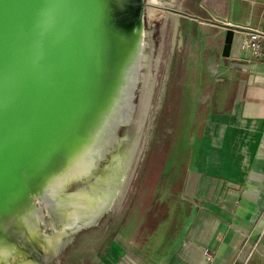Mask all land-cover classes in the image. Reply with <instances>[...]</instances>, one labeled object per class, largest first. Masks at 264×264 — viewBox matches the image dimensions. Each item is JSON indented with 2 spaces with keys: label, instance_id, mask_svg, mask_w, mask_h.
Listing matches in <instances>:
<instances>
[{
  "label": "water",
  "instance_id": "obj_1",
  "mask_svg": "<svg viewBox=\"0 0 264 264\" xmlns=\"http://www.w3.org/2000/svg\"><path fill=\"white\" fill-rule=\"evenodd\" d=\"M194 1L0 0V264H148L228 194L172 138Z\"/></svg>",
  "mask_w": 264,
  "mask_h": 264
},
{
  "label": "crops",
  "instance_id": "obj_2",
  "mask_svg": "<svg viewBox=\"0 0 264 264\" xmlns=\"http://www.w3.org/2000/svg\"><path fill=\"white\" fill-rule=\"evenodd\" d=\"M211 2L214 22L187 18L182 25L196 24L197 39L208 38L200 45L219 53L206 81L197 82L195 113H202L189 131L192 154L228 194L194 231L148 264H264V61L241 51L237 36L230 56L221 55L226 31L221 24L256 25L264 0Z\"/></svg>",
  "mask_w": 264,
  "mask_h": 264
},
{
  "label": "rangeland",
  "instance_id": "obj_3",
  "mask_svg": "<svg viewBox=\"0 0 264 264\" xmlns=\"http://www.w3.org/2000/svg\"><path fill=\"white\" fill-rule=\"evenodd\" d=\"M213 0H195L189 9L186 11L191 14H197L204 19L211 20V14L209 11V6L213 5ZM222 1V0H216ZM187 22V17H182L179 21L181 43H182V53L186 80L187 94L173 133L172 138L181 144L184 148L187 147L188 151L192 153V139H191V126L195 121V118H199V113L201 115L202 109L196 112V100H197V82L200 80L206 81L209 67L211 62L219 58V53L212 51L210 48H203L200 44L204 41L207 44L208 38L203 35L202 42L197 39L196 24L184 29V25ZM184 27H183V26ZM186 31L187 33L185 34ZM209 43V42H208ZM201 100H206V82L200 86ZM203 95V96H202ZM201 108V107H199Z\"/></svg>",
  "mask_w": 264,
  "mask_h": 264
},
{
  "label": "built area",
  "instance_id": "obj_4",
  "mask_svg": "<svg viewBox=\"0 0 264 264\" xmlns=\"http://www.w3.org/2000/svg\"><path fill=\"white\" fill-rule=\"evenodd\" d=\"M234 31H238L240 34L235 35L234 33V38L237 36V39H239L238 46L241 51H247L251 58L256 61H264V6L260 20L256 25L248 23L243 28L236 27Z\"/></svg>",
  "mask_w": 264,
  "mask_h": 264
}]
</instances>
